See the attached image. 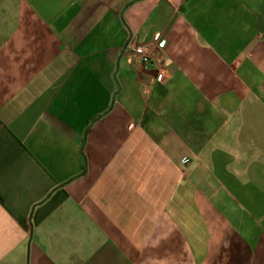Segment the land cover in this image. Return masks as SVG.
<instances>
[{
	"label": "crops",
	"instance_id": "crops-1",
	"mask_svg": "<svg viewBox=\"0 0 264 264\" xmlns=\"http://www.w3.org/2000/svg\"><path fill=\"white\" fill-rule=\"evenodd\" d=\"M0 264H264V0H0Z\"/></svg>",
	"mask_w": 264,
	"mask_h": 264
},
{
	"label": "built area",
	"instance_id": "built-area-1",
	"mask_svg": "<svg viewBox=\"0 0 264 264\" xmlns=\"http://www.w3.org/2000/svg\"><path fill=\"white\" fill-rule=\"evenodd\" d=\"M130 60L133 64H141L148 67L153 65L154 57L151 48L138 44L131 50ZM161 78L162 75L158 74L157 79L160 80Z\"/></svg>",
	"mask_w": 264,
	"mask_h": 264
}]
</instances>
